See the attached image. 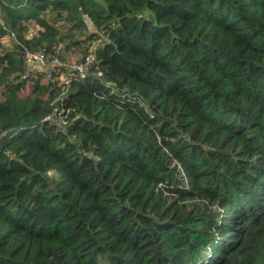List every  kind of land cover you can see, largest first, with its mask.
<instances>
[{
    "label": "trees",
    "instance_id": "trees-1",
    "mask_svg": "<svg viewBox=\"0 0 264 264\" xmlns=\"http://www.w3.org/2000/svg\"><path fill=\"white\" fill-rule=\"evenodd\" d=\"M0 264H264V0H0Z\"/></svg>",
    "mask_w": 264,
    "mask_h": 264
},
{
    "label": "built area",
    "instance_id": "built-area-1",
    "mask_svg": "<svg viewBox=\"0 0 264 264\" xmlns=\"http://www.w3.org/2000/svg\"><path fill=\"white\" fill-rule=\"evenodd\" d=\"M15 40L22 50L23 65L21 73L23 76H31L35 71L41 70L43 71L44 76L48 78L62 69L60 80L62 89L56 98H54L53 102L63 100L71 80L73 78L82 79L89 76L92 73V65L96 63V55L93 49L88 51L82 60L67 63L64 59L57 55H51L42 48L31 49L25 44L19 42L16 38ZM62 111V108L59 109L55 106L47 118L53 119L60 117L61 122L65 123V117L62 118L61 116Z\"/></svg>",
    "mask_w": 264,
    "mask_h": 264
},
{
    "label": "rangeland",
    "instance_id": "rangeland-1",
    "mask_svg": "<svg viewBox=\"0 0 264 264\" xmlns=\"http://www.w3.org/2000/svg\"><path fill=\"white\" fill-rule=\"evenodd\" d=\"M63 27L68 26V23H61ZM87 24L89 25L90 22H87ZM77 46L74 49L68 48L65 52H64V61L67 63H71V62H76L77 59L80 58V56L82 55V50L81 48ZM92 50V49H90ZM89 50V51H90Z\"/></svg>",
    "mask_w": 264,
    "mask_h": 264
},
{
    "label": "bare ground",
    "instance_id": "bare-ground-1",
    "mask_svg": "<svg viewBox=\"0 0 264 264\" xmlns=\"http://www.w3.org/2000/svg\"><path fill=\"white\" fill-rule=\"evenodd\" d=\"M229 211V210H228Z\"/></svg>",
    "mask_w": 264,
    "mask_h": 264
}]
</instances>
